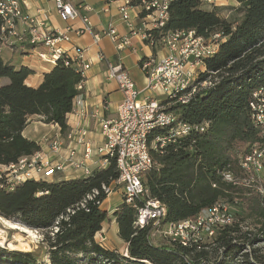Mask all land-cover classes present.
<instances>
[{
    "label": "trees",
    "instance_id": "obj_1",
    "mask_svg": "<svg viewBox=\"0 0 264 264\" xmlns=\"http://www.w3.org/2000/svg\"><path fill=\"white\" fill-rule=\"evenodd\" d=\"M236 1L242 15L230 20L220 15L224 6L208 10L200 0H178L171 7L165 28L154 33L159 38L163 32L195 29L206 38L216 34L221 38L216 53L204 59L205 68L197 79L211 84L202 87L190 102L169 108L193 126L192 130L166 144L163 152L152 149L154 166L144 177L150 195L166 206L165 222L195 218L218 202L231 207L234 221L216 232L214 243L202 244L201 248L172 240L153 243V225H136L137 205L126 202L123 196L112 214L101 207L108 197L104 186L117 187L119 170L112 158L107 167L84 177L28 179L12 189L0 181V216L42 231L41 245L48 255L47 260H41L36 253L0 246V264H218L211 262L212 251L221 249L229 257L253 242L235 217L245 208L248 214L264 218L259 189H264V174L258 180L236 184L227 181L224 174L232 172L246 179L241 159L263 139L262 129L252 118L250 99L264 84V0ZM2 23L0 16V27ZM3 44L6 42L0 36V48ZM32 72L28 66L16 67L5 61L0 54V77L8 79L0 85L2 165L17 163L41 150L39 143L23 135L31 115L39 114L44 122L58 124L63 133L67 132V115L80 93L78 85L86 79L66 54L44 74L37 87L26 83ZM201 124L204 130L194 128ZM165 131L167 128L157 129L154 135ZM112 215L119 236L127 243V253L96 240V233L103 229L104 222L112 220ZM254 255L257 263H264Z\"/></svg>",
    "mask_w": 264,
    "mask_h": 264
},
{
    "label": "built area",
    "instance_id": "obj_2",
    "mask_svg": "<svg viewBox=\"0 0 264 264\" xmlns=\"http://www.w3.org/2000/svg\"><path fill=\"white\" fill-rule=\"evenodd\" d=\"M56 9L64 20H74L81 17L82 5L74 4L72 0H53ZM178 0H125L120 7L122 19L132 28L133 34H142L152 45L161 44L168 49L165 57L148 59L143 62L147 74V89L162 96L140 98L142 91L125 68L122 62L109 63L108 77L117 81L124 98L118 106V115L102 121V134L105 139L103 147L98 149L104 153L103 165H109L110 159L115 158L119 170L117 186L123 190L124 200L137 205L136 225H153L150 240L158 244L156 236L164 235L167 240L179 242L184 246L195 245L202 247L206 238L213 237L216 232L232 223V209L227 203L218 202L212 207L201 210L195 218L179 221H167L166 206L157 198L150 195L144 183L147 171L154 166L152 149L163 152L166 144L175 142L176 138L187 135L193 126L179 119L175 110L169 109L176 104H186L202 87L209 86L210 81H198L203 70L204 59L216 53L219 47L220 34L206 38L198 35L195 29L177 30L161 33L155 37L156 30H162L170 19L172 5ZM202 5L214 7L219 0H200ZM133 13V16H132ZM0 16L3 23L0 36L5 42L20 37V24L27 25L29 41L32 44H44L53 48L52 54L40 52L39 56L52 64L64 54L57 44L70 37L62 31H43L48 17L39 19L26 13L19 0H0ZM134 17L141 26L134 25ZM84 27L79 31L93 33L95 43L101 41L104 35L111 36L119 50L131 44L130 36H121L114 27L102 32H94L89 16H82ZM162 32V31H161ZM79 58L83 57L81 50ZM101 59H104L103 54ZM89 64H84L88 68ZM81 82L78 89L82 88ZM250 107L254 123L262 129L263 139L254 143L251 150L241 159V167L246 179L232 172H226L224 178L233 183L240 181L251 182L260 179L264 174V84L256 88L250 99ZM84 100L81 92L76 96L73 109L84 111ZM207 126V125H206ZM167 128V131L154 135L157 129ZM204 130L205 125L195 126ZM86 131H81L79 137L85 145V159L94 154L92 142L85 140ZM153 136V137H152ZM60 142L52 144V151L57 152ZM73 164V162H70ZM104 166V168H105ZM65 164L58 162L53 165L41 151L22 157L19 162L0 165V181L13 188L16 184L28 179H39L48 170H63ZM88 175L91 171L86 170ZM2 185V186H4ZM110 194L111 187L104 186ZM263 197L264 189L259 188Z\"/></svg>",
    "mask_w": 264,
    "mask_h": 264
},
{
    "label": "crops",
    "instance_id": "obj_3",
    "mask_svg": "<svg viewBox=\"0 0 264 264\" xmlns=\"http://www.w3.org/2000/svg\"><path fill=\"white\" fill-rule=\"evenodd\" d=\"M19 1L24 11L33 17L39 19L48 17L45 25L41 27L43 31H62L69 35L70 39L59 42L57 47H60L64 54L72 59L74 65L81 69L86 77L80 89L84 100V111L73 109L67 115L69 125L67 132L63 133L58 124L44 122L39 114H33L28 119L23 135L39 143L40 151L52 161L53 165L60 162L66 166L63 170H48L39 179L59 181L84 177L88 175L86 170L91 171L92 174L95 170L105 166L103 165L104 153L98 151L105 144L102 134V121L117 117L118 106L124 98L117 81L108 77L109 63L122 62L124 64L142 91L140 98L152 96L161 99L157 94L147 89V74L142 67V62L151 58L159 60L167 55L168 49L165 46H152L142 34L132 33V28L122 19L120 13V7L125 0H72L74 4L82 5L81 17L74 20L61 18L53 0ZM84 15L89 16L94 32H102L114 27L121 36H130L131 44L119 50L116 42L108 35H104L101 41L95 43L92 32L79 33L85 25L82 18ZM133 22L135 26H141L135 17ZM19 29L21 38H11L10 42L3 44L0 48V54L5 61H11L16 67L28 66L31 68L33 72L27 77L26 83L37 87L42 82L44 74L55 66V64L42 59L39 53L52 54L53 48L41 43H30V36L25 23H21ZM78 50H81L83 54L81 59ZM102 54L104 59H101ZM84 64H89V67L84 68ZM7 81V78L0 77V85ZM81 131L87 132L85 140H90L94 149L93 156L88 159L84 157L85 145L79 137ZM55 141L61 144L57 152L52 151V144ZM117 187L121 195H119V199L115 198L113 207L110 205L104 207L103 204L109 200L114 192H117L113 191L114 189L101 205L111 214L123 201V190L120 186ZM108 225L113 227L118 242L123 243L122 249H125V253H127V243L119 236L118 224L113 215L112 220L104 222L103 229L96 233V240L109 249L117 250L110 241L105 242L100 239ZM156 241L158 244L161 243L160 240Z\"/></svg>",
    "mask_w": 264,
    "mask_h": 264
},
{
    "label": "rangeland",
    "instance_id": "obj_4",
    "mask_svg": "<svg viewBox=\"0 0 264 264\" xmlns=\"http://www.w3.org/2000/svg\"><path fill=\"white\" fill-rule=\"evenodd\" d=\"M218 4H220L219 6H224L223 9L220 10V15L222 17L229 18L230 20L238 19L241 17L242 12H240V10L238 9L239 5L235 0H219ZM202 7L208 10L212 9V7H209L206 5H202ZM159 97H162V96H159ZM113 191H117V192H114L110 196L109 200L103 204L104 207L105 206L107 207L109 205L110 207H113L115 198L119 199L120 197L119 195H121L119 192V188L116 187L114 188ZM241 210H242L241 214L235 217L236 221L240 223L239 225L242 228V232H249V234L252 236L250 238L253 240V242L249 243L250 241H248L249 243L248 245H244L238 253H235L234 255H231L229 257L224 256L221 249H219L217 252L212 251V253H210V256H209L211 258V262H218V264L220 262L225 263V261H228L229 264H259L255 261L256 257L254 254H257L262 260H264V229L262 230V228H264L263 226L264 218H259L255 215L248 214L245 208ZM232 217H233L232 219V222H233L234 216ZM0 218L9 220L11 223L16 222V224L22 227H25V225L21 224L14 218L6 219L4 216H0ZM0 221H1L0 227H3L4 232H5L4 233L5 241L2 243L0 242L1 248L8 249L9 251L16 250V251L36 253L38 258H40L41 260L48 259V255L44 253L43 251L44 248L41 245L42 240H43L42 231L32 229L30 233V232L25 231L26 229L24 228H21V229L12 228V227H9L7 224H5L1 219ZM110 225L106 226L105 232L103 233V236L100 237V239H102L105 242L110 241V243L114 245L117 248V250H119L121 253L122 252L125 253L126 250L122 249L123 243L118 242V239L116 237L117 234L115 230L113 229V227L111 228ZM239 234L240 233L236 234V236ZM156 240L158 241L160 240L161 243L168 242V240L165 238L164 235L159 236V237L156 236ZM214 240H215L214 237L206 238L204 240V244L214 243ZM236 240H240V238L236 237ZM10 242L16 245H23L24 249H18V248L12 249L9 246ZM253 250H256V252L254 253ZM247 252H249L248 257L245 256V253L247 254ZM246 260H248L249 262H246ZM147 264H151V263H147ZM261 264H264V263H261Z\"/></svg>",
    "mask_w": 264,
    "mask_h": 264
},
{
    "label": "bare ground",
    "instance_id": "obj_5",
    "mask_svg": "<svg viewBox=\"0 0 264 264\" xmlns=\"http://www.w3.org/2000/svg\"><path fill=\"white\" fill-rule=\"evenodd\" d=\"M0 219H1L5 224H7L9 227L16 228V229L24 228V229H26L25 231L31 233V230H32V229L28 228L27 226L22 227V226L16 224V222H15V223H11L9 220H5V219H3V218H0ZM0 222H1V221H0ZM3 222H2V223H3ZM4 233H5V232H4L3 227H0V240H1L0 242H1V243L5 241ZM9 246H10V248H12V249H14V248L24 249L23 245H16V244H14V243H12V242H10ZM22 247H23V248H22ZM151 264H152V263H151Z\"/></svg>",
    "mask_w": 264,
    "mask_h": 264
}]
</instances>
